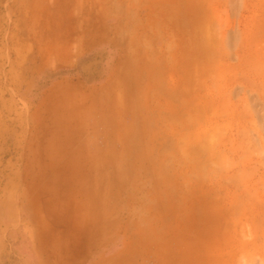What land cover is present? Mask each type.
<instances>
[{"label": "rangeland", "instance_id": "rangeland-1", "mask_svg": "<svg viewBox=\"0 0 264 264\" xmlns=\"http://www.w3.org/2000/svg\"><path fill=\"white\" fill-rule=\"evenodd\" d=\"M111 137L120 165L71 166ZM97 175L156 264H264V0H0V264H48L30 199Z\"/></svg>", "mask_w": 264, "mask_h": 264}, {"label": "crops", "instance_id": "crops-1", "mask_svg": "<svg viewBox=\"0 0 264 264\" xmlns=\"http://www.w3.org/2000/svg\"><path fill=\"white\" fill-rule=\"evenodd\" d=\"M109 129L103 126L93 128L92 132L98 131L104 135L119 133L118 130ZM104 139L106 143L101 144L103 146L95 144V148L86 143L77 149L68 160L71 166L120 165L118 161L125 160L120 155L126 152L119 137ZM101 176H96L94 185L87 191L77 190L72 196L62 195L59 199L54 196L53 201L51 197L47 198L48 205L43 206L40 196L30 199L27 221H32L36 233L41 236L40 247L49 250L48 264H156L150 256L151 249L144 250L151 246L152 241L145 231L156 230V227L142 223V213L132 205L131 196L126 197L125 193H116L110 191V187L101 186L107 179ZM83 181L77 176L78 184H83ZM27 252L18 258L22 264L45 262L37 251L33 252L35 256L29 253V249Z\"/></svg>", "mask_w": 264, "mask_h": 264}, {"label": "bare ground", "instance_id": "bare-ground-1", "mask_svg": "<svg viewBox=\"0 0 264 264\" xmlns=\"http://www.w3.org/2000/svg\"><path fill=\"white\" fill-rule=\"evenodd\" d=\"M205 35H206V34H205ZM203 36H204V35H203ZM206 37H207V36H206ZM206 48H207V47H206ZM200 49H201V48H200ZM204 51H205V50H204ZM200 52H201V51H200ZM202 52H203V51H202ZM203 53H204V52H203ZM203 56H205V55H203ZM210 101H211V100H210ZM210 101H209V103H211ZM206 104H207V103H205V105H206ZM209 107H210V106H209ZM211 107H212V106H211Z\"/></svg>", "mask_w": 264, "mask_h": 264}]
</instances>
